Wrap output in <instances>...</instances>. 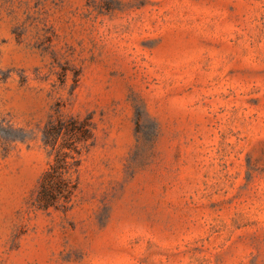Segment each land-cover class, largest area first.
I'll return each instance as SVG.
<instances>
[{"label": "rangeland", "instance_id": "obj_1", "mask_svg": "<svg viewBox=\"0 0 264 264\" xmlns=\"http://www.w3.org/2000/svg\"><path fill=\"white\" fill-rule=\"evenodd\" d=\"M0 264H264V0H0Z\"/></svg>", "mask_w": 264, "mask_h": 264}, {"label": "trees", "instance_id": "obj_2", "mask_svg": "<svg viewBox=\"0 0 264 264\" xmlns=\"http://www.w3.org/2000/svg\"><path fill=\"white\" fill-rule=\"evenodd\" d=\"M59 121L58 125L45 128L42 134V142L50 146L52 154L48 167L39 178L34 197L36 206L42 209L65 210L71 204L78 184L79 145L90 137L82 122L73 119L66 125Z\"/></svg>", "mask_w": 264, "mask_h": 264}]
</instances>
